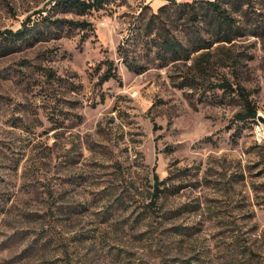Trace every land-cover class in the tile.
I'll return each mask as SVG.
<instances>
[{
    "label": "rangeland",
    "instance_id": "374dc122",
    "mask_svg": "<svg viewBox=\"0 0 264 264\" xmlns=\"http://www.w3.org/2000/svg\"><path fill=\"white\" fill-rule=\"evenodd\" d=\"M54 1L0 0V32L33 24L0 42V264H264V0H232L218 36L209 17L160 13L189 56L153 48L136 71L117 47L146 51L133 33L169 0ZM108 58L118 78L100 83ZM223 82L255 119L235 118Z\"/></svg>",
    "mask_w": 264,
    "mask_h": 264
},
{
    "label": "trees",
    "instance_id": "16d2710c",
    "mask_svg": "<svg viewBox=\"0 0 264 264\" xmlns=\"http://www.w3.org/2000/svg\"><path fill=\"white\" fill-rule=\"evenodd\" d=\"M113 1L115 0H55L54 7H61L78 14H83L92 10L103 9L107 4ZM231 2L232 0H169L167 3L159 6L158 11L152 14L150 20L147 21L144 26L136 27V30L133 33V35H143V37L140 38V45L142 48H146V51L141 53L140 49L137 50L135 48L128 47V45L119 44L117 47V53L120 57V60L127 67V69L136 71L142 70L143 65H141L140 60L144 57V54L148 56L152 52L151 50H153V48H155L153 54L156 55L157 58H160L164 61L176 60L183 56L184 53L185 58H188V49L184 44H182L178 34L171 30V25L167 24L165 20L161 18L160 13L165 14V18L171 22L175 13H178L179 16L186 14L187 19L192 24H195L204 16L209 17L210 23L213 25L210 34H215L218 36V34L222 32L223 27L229 28L234 24L235 19L228 7V4ZM41 18L43 22H49L51 20L46 15H42ZM136 19L139 21L142 20L139 18V15L136 17ZM50 22H57L59 24L81 28H86L89 25V22L86 20L72 18H58ZM32 27L33 24H30V18L27 17L22 22V26L20 28L16 30L5 29L1 31L0 42L12 44L20 38L30 34V32L33 31ZM140 29H143V33H137ZM197 29L196 31H190L187 40L188 43L194 42V37L196 35L201 36L200 29ZM220 38L221 40L225 41L230 40V36L226 35V33H224ZM190 50H192V48ZM192 51H194V49ZM103 64L105 67L99 75V82L104 83L110 79H117L118 72L114 60L110 58L105 59ZM49 76L52 77V73H49ZM218 86H221V88L224 90L237 91V93L240 95L242 101V110L236 112L235 118L237 120H253L256 118L257 107L249 97V93L245 91L241 85H237L235 88H233L228 82H223ZM166 178L160 179L157 174H154L155 183L153 188H155V191L152 192L154 199L161 195L163 189H160V184H164L166 182Z\"/></svg>",
    "mask_w": 264,
    "mask_h": 264
},
{
    "label": "built area",
    "instance_id": "2783aa9c",
    "mask_svg": "<svg viewBox=\"0 0 264 264\" xmlns=\"http://www.w3.org/2000/svg\"><path fill=\"white\" fill-rule=\"evenodd\" d=\"M258 136L259 141L264 139V127L261 123H258Z\"/></svg>",
    "mask_w": 264,
    "mask_h": 264
},
{
    "label": "bare ground",
    "instance_id": "6f19581e",
    "mask_svg": "<svg viewBox=\"0 0 264 264\" xmlns=\"http://www.w3.org/2000/svg\"><path fill=\"white\" fill-rule=\"evenodd\" d=\"M256 130L258 131V125L256 126Z\"/></svg>",
    "mask_w": 264,
    "mask_h": 264
}]
</instances>
